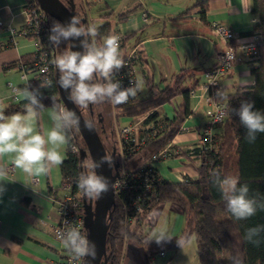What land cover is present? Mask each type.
Here are the masks:
<instances>
[{"label":"crops","instance_id":"obj_1","mask_svg":"<svg viewBox=\"0 0 264 264\" xmlns=\"http://www.w3.org/2000/svg\"><path fill=\"white\" fill-rule=\"evenodd\" d=\"M195 1L197 0L72 2L76 15L85 17L87 25L98 23L95 25L97 27L107 22L114 34L123 35L121 54L125 58H131L134 85L141 82V89L135 99L154 94L171 83L181 70L191 73L183 85L188 86L194 80L195 94L187 98L188 114L180 123L181 132L174 135L166 145L176 151H185L199 145L197 131L201 132L207 122L202 92L197 87L202 72L210 69L214 63V52L225 47L209 24L221 23L237 37L245 38L257 22V16L251 12V0H205L203 20L198 17L199 6H192ZM26 2L27 0H0V105L4 109L24 100L13 95L9 85L24 87L25 76H21L16 68L9 65L29 60L36 50L32 36L16 33L24 23L23 9ZM129 9H133L130 14L124 19H118L119 14ZM177 16L179 18H174ZM8 29H12L15 34L10 36ZM27 77L29 79L28 75ZM242 80L252 82V75L247 65L241 61L235 62L228 72L217 77L218 86L224 96L251 86L252 83L245 85ZM180 101L181 96L176 95L154 108L157 119L171 121ZM53 108L54 106H44L41 112L36 123V130L41 134L53 126ZM144 114L120 118L123 121L120 126ZM65 148L66 145H63L60 149L64 157ZM118 153L122 159L121 147ZM175 154L171 153L166 159L150 162V165L166 181L181 182L184 178L194 180L196 172L191 164L194 159L186 160L185 157L174 156ZM11 160L10 155L0 158V164L11 165L13 168L12 173L0 182L6 189L0 194V264H51L58 259L52 239V228L56 224L57 215L49 188L56 198L61 196L59 166L54 167L47 175L33 178L26 176L22 170L15 169ZM142 164L143 162L138 166ZM165 204L168 212L181 218L182 213L178 206ZM154 210L155 207L143 219L144 230H152L156 225L158 219ZM172 234L173 231H170L169 236ZM171 241H174V237L167 242ZM154 244L158 245L156 242ZM171 251H162V257L155 254L152 262L159 259V264H167L166 260L171 256Z\"/></svg>","mask_w":264,"mask_h":264},{"label":"trees","instance_id":"obj_2","mask_svg":"<svg viewBox=\"0 0 264 264\" xmlns=\"http://www.w3.org/2000/svg\"><path fill=\"white\" fill-rule=\"evenodd\" d=\"M29 1L31 0H27V2ZM251 3V12L257 16V22L253 29L260 37L256 47L258 63L250 69L252 84L250 87H244L229 95H223L225 117L220 124L216 125V132L211 136L210 142L202 136V131H197L200 145L199 148L192 149V152L198 157L191 161L196 172L194 180L166 181L160 178L153 168L147 166L150 157L157 154L171 141L174 135L181 132L180 123L188 114V93L196 88L194 80H191L188 86L183 85V82L191 76L190 72L181 70L171 83L154 94L140 99L130 98L128 103L123 105L111 104L115 121L119 118H132L148 112L143 123L153 121L155 129L153 138L138 150H135L132 145L121 144L123 163L138 156L143 162L142 165L148 169V173H146L144 168L141 169L138 166L129 171L128 176L134 174L136 184L145 180L149 189L146 192H130L128 197L123 192L118 195L114 194L105 236V248L107 247L112 253L121 246L122 238L131 240L134 244L147 249L149 256L164 250L178 249L180 246L177 244V239L158 245L154 244L155 241L148 242V234L142 233L140 228L146 214L156 204L172 203L180 208L183 218V227L178 239L193 237L197 264H233L235 257L240 258L243 264H264V232H261L256 238L260 241L258 246L245 239L248 229L264 226V210H258L256 215L246 220H236L227 211L221 190L215 183L217 175L221 178L225 176L238 177L240 184L248 185L250 197L264 201V133H257L255 141L249 142L246 138L247 130L241 124L239 116L233 111L238 110L242 102H251L254 104V111L264 113V0H251ZM195 5L199 6L198 17L203 20L206 11L205 0H197L192 6ZM132 10L129 9L125 13L119 14L118 19H124ZM74 15H76L75 11ZM76 16L80 17L78 14ZM81 17L85 19V17ZM46 18L50 35V29L56 21L48 16ZM174 18H179V16ZM84 23L86 24L87 21L85 20ZM97 29L100 35L94 40L98 43H102L103 37L114 34L107 22L97 26ZM122 40L123 35L120 38V44ZM37 47H40V43H37ZM47 48L46 50L39 48L30 55L29 60L18 61L9 66L16 69L22 66L23 71L33 70L34 64L38 63V54L45 51L51 61L49 81L46 83L43 79H37L30 84L33 88L43 86L40 88L41 96L38 98L44 106L63 108L54 83V72L58 70L53 61L57 50L50 42ZM66 48L67 42L62 41L59 51ZM123 58L125 59V57ZM124 69L128 70L129 67ZM176 95L181 96V101L173 119L169 122L156 120L157 114L153 111L154 108L168 102ZM26 103L25 100H21L8 105L5 108V115L24 112ZM74 105L82 117V110H89V107L81 108ZM98 136L103 144L101 136L99 134ZM77 138L75 130L68 134L69 142L71 139L76 141ZM68 143L65 148L64 163L59 166L60 184H68L72 192L78 190V198L81 201V190L77 186V179L82 171V162L88 158L86 155L79 154L80 149L83 150V146H79L77 153H72L67 148ZM186 153L187 151H176L174 156H182L188 160ZM49 192L53 201H56L58 198L53 195L52 189L49 188ZM80 212L82 214V207Z\"/></svg>","mask_w":264,"mask_h":264},{"label":"clouds","instance_id":"obj_3","mask_svg":"<svg viewBox=\"0 0 264 264\" xmlns=\"http://www.w3.org/2000/svg\"><path fill=\"white\" fill-rule=\"evenodd\" d=\"M49 42L57 50L54 64L58 70V85L69 92V99L81 108L89 105H101L105 102L115 105L128 103L130 98H135L141 89V82L134 86L123 88L116 74L125 66V60L120 51V37L109 34L102 38V43L94 40L99 31L95 25L82 23L78 16H73L67 25L54 22L50 29ZM83 37L80 46L83 51H72L75 45L59 51L61 42H67ZM25 81L28 77L23 78ZM247 85L252 83L242 80ZM33 88L30 83L24 87H12L11 93L22 97L27 103L23 113L17 112L10 116L5 115V109L0 105V158L10 155L11 163L15 169H20L28 177L47 175L54 167L64 163L61 146L69 142L68 134L79 130L80 118L76 112L67 108L54 107L51 113L53 126L49 131L41 134L36 130V123L40 118L44 105L38 97L41 96L40 88ZM254 104L242 102L238 110H233L239 116L241 124L247 130V139L254 142L257 133H264V113L254 111ZM85 127H90V122H85ZM103 163L111 166V159L104 156L99 162L86 159L82 162V171L77 179V186L84 197L98 200L103 193L109 190L107 178L97 175L96 169ZM9 168L0 164V182L9 175ZM215 183L221 190L226 202L227 211L236 220H246L256 215L258 210H264V201L249 196L247 184H240L239 178L234 176L219 175ZM6 189L0 183V194ZM264 232V226H257L247 230L245 239L255 245L260 241L256 239ZM58 239L68 250L72 264H78L86 257L96 258V246L89 243L87 232L79 227L69 226L66 230L57 233ZM166 229L153 232L148 242L155 241L161 244L171 240ZM192 237L177 239L181 248L192 243ZM15 247V245H10ZM233 264H243L235 257Z\"/></svg>","mask_w":264,"mask_h":264},{"label":"built area","instance_id":"obj_4","mask_svg":"<svg viewBox=\"0 0 264 264\" xmlns=\"http://www.w3.org/2000/svg\"><path fill=\"white\" fill-rule=\"evenodd\" d=\"M23 14V26L16 33L22 36H32L36 44L35 51L39 50V48L42 50L48 49L47 45L49 43V30L46 15L34 0L26 2L23 9ZM209 26L213 33L222 40V42L225 44V47L221 51L214 52V63L210 69L204 70L202 72L201 80L199 81L197 87L201 90V97L205 103L207 122L202 129V136L208 142H210L211 136L216 132V125L220 124L225 117L223 92L218 86L217 77L228 72L232 65L238 61L244 62L249 69L254 68L258 63L256 47L260 40L259 34L255 29L250 30L245 38H240L239 36L237 37V35L233 33L228 27L222 25L221 23L211 22ZM8 31L10 36L15 34L12 29H8ZM118 36L121 38L120 35ZM37 43H40L39 48L37 47ZM37 59L38 63L34 64L35 68L33 70L23 71L22 66L17 69L21 76H29V79L25 81V85L37 79H43L46 83L49 81V68L51 63L50 57H48L47 53L43 51L38 54ZM124 60L125 66L116 74L115 79L121 82L123 88H127L129 86H134V72L130 57L125 58ZM125 67H129V69H124ZM12 87L14 86L9 85L10 90ZM194 94L195 89L190 90L188 96H194ZM147 115L148 113L118 128L120 147L121 144L132 145L135 150H138L153 138L155 130L152 124L153 121L143 123ZM156 120L158 119L156 118ZM199 145L194 148H199ZM67 148L72 153H77L79 150V146L74 139L70 140ZM194 148L185 150L187 151L186 157L188 159L195 160L198 157L192 152V149ZM171 153H176V150L169 146H165L163 149L158 151L157 154L150 157L147 166L151 167L150 162L168 158ZM7 167L10 170L9 174L12 173V166L9 165ZM145 167V165H140V168H144L145 172L148 173V169ZM129 171H118L112 183L113 194L118 195L119 193L123 192L126 197H128L130 192L136 193L138 191H148L149 185L145 182V180H142L139 184H136L135 175L132 174L128 176ZM185 179L188 178H184L182 181ZM59 188L62 191L61 196L56 201L52 200L55 213L57 215L56 224L52 228V239L56 245L55 250L58 255V259L51 264H72V258L68 250L64 248L63 244L58 239L57 233L61 230H66L69 226H76L79 227L82 232L84 231L80 212L82 204L78 198V190L72 192L68 184H60ZM157 255L162 256V251ZM78 264H81V261L78 262Z\"/></svg>","mask_w":264,"mask_h":264},{"label":"water","instance_id":"obj_5","mask_svg":"<svg viewBox=\"0 0 264 264\" xmlns=\"http://www.w3.org/2000/svg\"><path fill=\"white\" fill-rule=\"evenodd\" d=\"M43 13L49 18L59 22L63 25H67L74 15V5L72 0H66L62 3L61 0H34ZM80 18V17H79ZM82 23L85 19L80 18ZM83 37L67 41V47L69 44L75 45L72 51H83L80 46ZM58 71L54 72V83L57 92L58 99L63 106L76 112L80 118L79 130H75L78 137L83 144V150L80 149L79 154L81 156L86 155L88 159H93L99 162L104 156L111 159V166L108 163H103L101 167L96 169L97 175L107 178L109 181V190L103 193L98 200H91L84 197L80 191V198L82 204V226L87 232V238L90 245L96 246V258L93 260L91 257H86L85 261L81 260V264H99L100 259L103 257L104 264V250H105V236L107 223L110 220L112 205H113V189L112 183L118 173V163L114 158V147L111 146L107 151L102 144L92 122L85 120L74 103L69 99V92L62 89L58 81ZM85 122H90V127H85ZM124 264H151L147 258V255L142 246H136L131 241L126 242L124 247Z\"/></svg>","mask_w":264,"mask_h":264},{"label":"rangeland","instance_id":"obj_6","mask_svg":"<svg viewBox=\"0 0 264 264\" xmlns=\"http://www.w3.org/2000/svg\"><path fill=\"white\" fill-rule=\"evenodd\" d=\"M62 1V0H61ZM66 0H63L62 3L65 4ZM73 2V0H72ZM75 2V1H74ZM66 5V4H65ZM67 6V5H66ZM81 17V15H79ZM98 23H95L96 25ZM87 110H82V114L84 119L87 121L92 122L94 125L95 130H97L96 127L98 125L101 126L102 129L109 130V138H110V143L106 144L104 147L107 148V151L110 150V147H114V158L117 162H119V169L118 170H133L135 169L142 161H140V158L138 156L131 158L129 161L126 163H123L121 161L120 155L118 153V149L120 148V143H119V137H118V128L120 125H122L123 121L121 119H117L115 121L113 117V109L110 103L105 102L104 104L101 105H90L89 106V112L90 119L88 116H90L87 112ZM96 113H99L98 117L100 118V124L95 123V115ZM109 126V129H108ZM76 143L78 146H83L80 138L78 137L76 139ZM167 204L165 203H158L156 204L155 207V212L157 216V222L156 225L152 228V230L149 228L147 230H144V227L140 225L142 233H147L148 236L150 237L153 232H158L160 229H166L168 234H170V231H173V234L170 235L171 237H174V240L179 238L180 231L182 230L183 227V218H178L174 213H170L166 210ZM192 237V236H190ZM193 238V237H192ZM122 243H124L126 240L125 238H122ZM171 256L167 257V264H197L196 262V250H195V243L194 240L192 239V243L190 245H187L183 248L179 247L176 250H172L170 252ZM162 257V256H158ZM157 259L156 261L153 262V264H159Z\"/></svg>","mask_w":264,"mask_h":264},{"label":"flooded vegetation","instance_id":"obj_7","mask_svg":"<svg viewBox=\"0 0 264 264\" xmlns=\"http://www.w3.org/2000/svg\"><path fill=\"white\" fill-rule=\"evenodd\" d=\"M86 112L88 113L89 110H87ZM88 114L90 115V113H88ZM98 115H99V113H96V115H95V123L100 124L99 123L100 122V118L98 117ZM91 116L92 115L88 116V118L90 119ZM96 128H97L96 132L101 136V138L103 140V144L105 146L106 144H108V142L110 140V138L108 136V134H109L110 131L109 130L102 129L100 125H98V127H96ZM106 150H107V148H106ZM117 163L119 165V162H117ZM118 169H119V166H118ZM125 240L126 241L124 243H122L123 241L121 240V243H120L121 246L119 248L117 247L118 250L116 249L114 251V253H112L110 250H108L107 247L105 248V250H104V264H124V258H123L124 247H125L126 242L129 241L126 238H125ZM131 242L134 244L133 241H131ZM134 245L140 246V245H137V244H134ZM144 251H145V253L147 255V258L150 261V263L153 264V262L151 260L152 259V256H149L148 250L147 249L146 250L144 249ZM102 262H103V257L100 259L99 264H101Z\"/></svg>","mask_w":264,"mask_h":264}]
</instances>
